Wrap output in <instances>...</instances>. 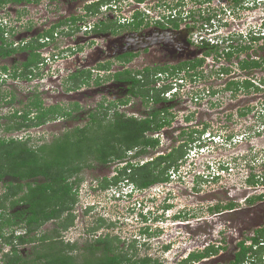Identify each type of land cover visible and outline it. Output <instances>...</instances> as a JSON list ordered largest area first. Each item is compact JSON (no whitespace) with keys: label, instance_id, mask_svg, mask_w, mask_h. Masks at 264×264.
Masks as SVG:
<instances>
[{"label":"rangeland","instance_id":"1","mask_svg":"<svg viewBox=\"0 0 264 264\" xmlns=\"http://www.w3.org/2000/svg\"><path fill=\"white\" fill-rule=\"evenodd\" d=\"M89 3L91 0H43L38 6L30 8V11L9 4L0 7V21L5 24L11 19V26L19 30L9 39L10 42L29 41L43 30H48L61 15H85L84 8ZM113 7L117 10L105 11V7H102L101 14L119 25L123 21H130L136 11L144 12L146 21L151 26L149 31L155 30L154 23L165 14L173 11V14L177 12L185 16L186 11L192 12L188 17L180 18L183 31L173 30L169 34H156V40L148 46H155L152 53L143 52V48H136V51H140L133 63L128 65L132 73L145 68L171 69L183 62L203 59L205 52L211 47L201 44L203 37L210 39L215 36L236 35L238 39L234 40L233 44L237 47L239 42L248 44L249 41L244 35L255 36L264 32V0H246L239 6L229 0H119ZM209 24L212 33L206 31L207 26L210 27ZM29 25L33 26L30 31ZM119 36L121 37L115 42L116 47L112 48L114 53L119 49L126 50L127 43H130L121 39L126 38V32ZM63 37L59 33L50 41V56L59 55L60 59L56 63H50L47 69L44 67L45 76H41L42 81L34 77L29 82L22 78L14 82L10 76L6 81H0V138L26 139L30 136L32 145L38 146L51 142L75 127L85 126L90 112H99L101 103L108 106L109 102L116 103L128 99L130 84L111 78L106 80L108 75L104 72L94 74V80L97 77L101 79L98 83L92 82L77 91H67L66 80L78 67L69 64L73 58L67 60L69 54L66 56V50L62 48H65L67 42ZM117 37L113 36V41ZM79 38L84 40L82 32ZM187 41L193 42V45L188 47ZM20 45L24 46L21 42ZM258 46H264V40L254 45V49L257 50ZM223 49V46L219 47L221 52ZM44 53V57L47 56L46 52ZM89 54L91 57H88V62L91 64L87 65L88 67L99 64L104 59L99 51L93 50ZM239 55L242 58L245 56L242 53ZM25 56V52L18 51L11 57L0 60V78L7 77L2 76V67L10 69L14 64L19 66ZM215 56V52L211 53L208 60L204 59L203 65L194 71L201 72L199 76L196 75L197 78L191 80L188 77L184 79L183 84L176 86L177 97L174 101L153 106L152 103L145 105L141 99L133 98L128 104L117 107L119 112L139 118L146 116L151 110L170 107L174 117L172 126L162 131L160 147L148 154L147 159L178 147L179 135L184 128L186 131L191 127L202 131L208 125V131L200 137L203 145L206 144L203 150L195 151L179 171L173 174L172 181L167 185H155L144 191L137 190L122 200L117 195L113 196L114 192L110 190L86 194V191L91 193L90 188L94 190L91 186H98L104 178L114 176L121 165L119 162L102 165L92 160L90 167L84 168L80 173L83 178L79 186L81 203L76 207L75 225L63 232L66 241L78 242L79 246L83 247L93 241L95 236H117L123 242L121 247L126 252L133 254L137 250L139 258L150 256L164 264H182L192 253L203 252L215 245L220 247L218 255L191 264L232 262L239 249L238 229L245 224L249 225L246 220L250 219L252 207L256 209V215L264 221V203L259 207L262 203L249 202L254 197L253 193H257L255 189L259 188L264 192V93H255L253 89L244 88L236 95L225 91L229 81L242 79L244 75L237 65V55H234L231 61L223 57L216 60ZM86 63H83L84 67ZM121 68L120 64L113 62V74L124 70ZM223 68L230 71L222 73ZM257 72L256 81L264 77V71ZM179 73L181 77L185 70ZM161 85V81L156 84L158 87ZM213 91L217 93L212 94ZM199 95L202 97L201 102L196 100ZM13 96L15 101L8 104ZM36 96L42 99L45 107L59 105L65 110H70L74 103H78L81 109L73 111L70 118L52 120L39 127L5 131L8 116L14 111L25 109ZM242 112L247 114L243 116ZM191 115L192 120L188 121L187 118ZM209 133L216 136L217 140L207 139ZM253 176L257 180L256 184H250ZM3 190L0 183V192ZM229 204L234 205L233 209H226L225 206ZM90 206L94 208L86 213ZM239 210L243 212L239 213ZM100 218L106 220V225L97 233L90 232V228L95 227ZM241 219L242 223L237 222ZM54 227L55 223L49 222L42 227L40 233L49 232ZM145 230H148V233ZM254 230L257 228H242V241L248 243ZM133 244L135 249L131 247ZM9 249V246L0 242V264L3 251L7 252ZM20 251L27 255L33 251V247L26 245L20 248Z\"/></svg>","mask_w":264,"mask_h":264},{"label":"trees","instance_id":"2","mask_svg":"<svg viewBox=\"0 0 264 264\" xmlns=\"http://www.w3.org/2000/svg\"><path fill=\"white\" fill-rule=\"evenodd\" d=\"M40 1L0 0V7L12 3H39ZM118 1L96 0L92 5L87 4L84 9L87 15H94L99 13L102 7ZM229 1L239 6L246 0ZM112 7L113 5L109 8L114 9ZM141 16L142 12H135L134 17L138 23L133 24L134 29H139L144 21ZM169 16L167 22H163L161 26L165 27L168 24L179 28L181 19ZM165 17L167 16L164 15L162 19ZM207 20L209 22L210 18ZM58 27L60 26L46 31L43 44H40L39 40H34V44H30V47L33 46L31 49L48 46L46 42L51 41L49 38L54 39V32L58 30ZM117 30L115 27L114 31ZM12 34L13 29L0 22V57L2 58H8L19 51L14 47V42L11 43L8 38ZM244 36L249 41L248 44L239 42L236 47L233 41L238 38L232 36L224 40L226 45L224 52L221 53L218 46H211L205 53L210 56L215 52L216 60L224 57L227 61H231L234 55H237V63L244 76L252 74L254 70H264V58H253L251 53L254 45L264 40V33L259 36L248 34ZM210 45L209 42H203V46ZM22 49L28 51V44L22 46ZM240 53L245 54L244 58L239 55ZM39 56L40 53L39 55L34 53L33 59L25 63L21 71L13 70L14 77L30 79V74H34L30 69L32 64L37 65L42 61V57ZM134 57L135 55L130 53L123 55L121 59L130 62ZM203 63L204 59H201L183 62L171 69L146 68L136 73L126 70L115 74V80L130 84L128 99L116 103L110 102L108 106L101 103L99 112H90L85 126L68 130L51 142L35 146L32 145L30 136L26 139L0 138V183L4 188L3 192H0V242L10 247L7 252L3 251L1 264H164L161 260L150 256L139 258L137 250L133 254L126 252L121 247L123 242L117 236H95L93 241L80 247L78 242L66 241L63 232L68 231L76 223V207L80 202L79 186L83 182L80 175L82 170L90 167L92 160L102 165H109L113 162H125L131 151H136L135 157L152 153L161 145V139L155 135L172 126L174 119L170 107L151 110L142 118L119 112L117 107L128 104L133 98L141 99L145 105L169 103L164 96L173 89L172 84H167L169 80L180 78L179 71L182 70H185L183 78L189 77L194 80L201 73H194V71ZM109 67L107 65L101 68L104 70ZM2 69L5 72L9 70L6 66ZM221 71L228 73L230 70L223 68ZM140 75L141 78H139ZM163 78H166L164 80L166 82L159 87L156 86ZM92 81L96 83L99 79L94 80L91 72L80 71L71 74L66 80V90H80L91 85ZM243 88L246 90L255 88L257 91L261 89L251 79L246 78L229 81L224 90L236 95L240 90H244ZM216 93L217 91L212 92V94ZM80 109L78 103H74L70 110H65L59 105L45 107L42 99L36 96L31 101L28 111L21 115L16 112L8 116L9 121L5 125V131L35 128L52 120L70 118L73 116V111ZM246 114V112L241 113L243 116ZM187 120L189 121L190 118ZM204 128L202 131L194 128L186 131L184 128L179 135L178 147H173L165 155L154 157L152 161L144 165L129 162L126 167L117 169L114 177L104 178L100 182V189L105 191L118 186L125 180L133 183L140 190L169 183L173 174L178 172L185 163L192 146L201 142L200 137L208 131L209 126L206 125ZM255 179L253 176L250 184H256ZM225 207L233 209L234 205L229 204ZM49 222L55 223V227L44 234L40 233L42 227ZM104 225L106 220L100 218L97 225L89 231L97 233ZM146 231L148 233V230ZM258 235L264 237V231H259ZM26 245L33 247V251L27 255L20 251V248ZM131 247L135 249L134 244ZM240 247L241 252L236 254V259L231 264H243L253 248L245 246L244 243L240 244ZM218 252L217 248L211 246L203 252L192 253L182 264L200 261Z\"/></svg>","mask_w":264,"mask_h":264},{"label":"flooded vegetation","instance_id":"3","mask_svg":"<svg viewBox=\"0 0 264 264\" xmlns=\"http://www.w3.org/2000/svg\"><path fill=\"white\" fill-rule=\"evenodd\" d=\"M42 1L43 0H41L39 3H22V4L12 3V4H13V6H17V7L21 6L22 10L26 9V10L30 11V8H32L33 6H38ZM51 1H55V0H51ZM95 1L96 0H91V3H89V4L92 5V3H94ZM109 4L110 5H106L108 7H106V6H104L105 8L103 7L104 10L105 9L106 10H108V9L109 10H113V9L109 8V7H111L113 5V2L109 3ZM85 6H87V5H85ZM112 8H114V7H112ZM114 9L117 10V8H114ZM174 11H176V10H174ZM172 12H170V13H172ZM85 13L86 14L83 15V16H76L75 14H73L71 16L61 15L60 17L57 18V22H54L48 30H50L51 28H53L55 26H60V27L57 28L58 30H56L54 32V36H58L59 33H61V35L64 36L63 38L66 39V42H67L66 46H65V48L62 47L63 50H66V54L65 53H62V54L63 55L65 54L66 56H67V54H69L67 60H70V59L73 58L71 60V62H69V64L76 65L78 67V69H75V71L72 74L80 72V71H82V72L83 71H88V72L92 73V78L94 76H96L94 74L97 73V75H98L99 73L104 72L105 74L108 75L105 78L106 80H109L110 78L115 80L114 79L115 74H117L119 72H125L126 70L130 71V69L128 68V65L133 63V60L130 61V62L122 61L121 58L123 57V55L131 53V54H134L135 57H136V55H138V52L140 51V50L136 51V48H143L144 49L143 52L152 53L155 50V46L154 47L151 46L152 48H148V46L151 45L156 40V38H157L156 34H158V33H160V34H169V32L173 31V30H175V31H179V30L183 31V29L181 27L174 28V27H172L171 25H168V24L165 25V27H162L161 24L163 22L166 23L167 20L169 19V17H166L164 19H162L160 17V19L154 23L155 30L151 29L152 31H149L148 28H151V26L146 21V18L144 16L146 14H144V12H142V16H141V18H143L144 21H142V24L140 25L139 29H136V28L134 29L133 28V26H134L133 24H137L138 23V22L136 23L135 17L130 19V21L126 20L125 23L123 21L119 25H117V24H114L115 23L114 20L107 19L106 17H104L101 14L102 13L101 10H100L99 13H96L94 15H87L86 11H85ZM190 13H192V12L186 11L185 16L188 17ZM173 15L174 16L172 18H174V17L178 18V16H179V18H184L185 17L183 13L173 14ZM172 18H170V19H172ZM11 21L12 20L10 19V20H8V22H5V24H4L7 27L9 26V27H11L13 29V34L8 37L9 39H12V36L14 34H17V32H19L17 27L11 26V24H12ZM159 21L161 22L160 24L158 23ZM129 25H130V29H128ZM32 27H33L32 25L31 26L29 25V31H30V29H32ZM115 27H117V29H118L116 32L114 31ZM48 30H43L41 33H38L37 35L31 37V39H29V41H26V40H24V41L21 40L20 41L24 45L28 44V51H25V50L22 49L23 45H20V42L19 43L18 42H14L13 43L14 47L19 49V52H21V53L25 52L26 53V56H25L24 60L21 62V64H19V66L14 64L13 68H10L8 70L9 73L7 72V74H9V76L11 77V79H13L14 82L16 80H18L19 78L14 77L13 70L20 69V71H21L22 70L21 68L23 67V65L25 63H28L30 59H33L34 53H35V55H39V53H40V56L42 57V61L40 62V64H37V65L32 64V67L30 69H31V71L34 74H30V76H29L30 79H28L27 82L31 81L34 77H36L37 79L39 78V80L42 81L41 76H45V73L43 72L44 67L47 69L49 67L50 63H52V64L56 63L60 59L59 55H54V57L50 56L51 54L49 52V48H51V46H49V45H51V44H50L49 41L46 42V44H48V46L41 47L40 49L36 48L34 50V49H31V47H33V46L30 47V44L31 45H32V43L34 44V40H37V41L39 40L38 42H40V44L41 43L43 44V39H45L44 35L46 34V31H48ZM80 32H82V35L84 36V40L83 41L80 40V38H79ZM122 32H126V38H124V37L121 38L123 40V42L130 41V43L126 42L127 45H128L126 50L119 51L120 50L119 49V50H116V52L114 53L112 48L116 47L115 46V42H117L118 38L121 37V36H119V34H121ZM113 36H118V37H117L116 40L113 41ZM50 39L51 38H49V40ZM119 41H120V39H119ZM187 43H188V47L193 45V42H188L187 41ZM87 48H89L88 51H87ZM93 50L95 52L99 51L100 53H102L101 55L103 56L104 59H102V61L99 62V64H94V66L88 67L87 65L91 64V62H88V57L90 56L89 53H92ZM224 50H225V47L223 49V52H224ZM256 51H257L258 54L256 53ZM263 51H264V46H258L257 50L253 49L251 51L252 57L256 58V59H263L264 58V54L261 55V53H264ZM44 52H46V54H47V56H45V57H44V54H45ZM135 57L133 59H135ZM105 58H106V60H105ZM5 59L6 58L0 57V60H5ZM74 62H76V64H74ZM84 62H87L85 67L83 65ZM113 62H117V64H120L122 66L121 69H124V70L123 71H118V72L113 74ZM107 65L110 66L109 69H104L103 70L101 68L102 66H107ZM237 65H239V64L237 63ZM260 71L262 72L264 70H260ZM257 73H258L257 70H254L252 72V74L245 75L242 79L244 80L246 78H249L257 86H260V88H261L260 91H257V90H255V88H252L253 92H255V93H258V92L259 93H264V92H262L264 90V86H262V85H264V77L262 76L261 78L258 79V81H256L255 79L258 77L256 75ZM139 77H141V75ZM97 78L99 80H101L99 77H97ZM97 78H95V79H97ZM115 81H117V80H115ZM160 81H162V79ZM92 82L95 83L94 81H92ZM117 82H119V81H117ZM120 83H123V82H120ZM14 101H15V97L13 96L10 99L9 102H7V101L6 102L8 104H12ZM30 104H31V102L22 111H17L18 114L21 115L25 111H28ZM109 104H110V102H109ZM147 114H148V112H147ZM147 114H146V116H147ZM143 117H145V116H143ZM192 117H193L192 115L189 116L190 121L192 120ZM192 128L193 127H191V129ZM255 191H257V193H253L254 197H252L249 202L255 203L256 201H258L259 203H262V204L259 205V207H261V206H263V203H264V192H261L259 188L255 189ZM254 209L255 208L252 207V211H251V214H250V219L246 220V221H249V225L248 226H246V224H245L244 226L240 227L237 224V228L240 227L238 229V237H239V238H237L238 239V244L240 242H242V239L244 238V235L241 232L242 228H246V229L257 228V230H254V232L251 235V237L254 238L255 241L262 240V243L264 242V237L263 236L259 237V235H258L259 231H264V225H262V224H264V221L262 220L261 217L256 215V213H255L256 209L255 210ZM242 212H243L242 210H239V213H242ZM239 217L242 218L241 216H239ZM246 221H244V223H247ZM237 222L242 223L243 221L241 219V221H237ZM252 241H254V240H252Z\"/></svg>","mask_w":264,"mask_h":264},{"label":"clouds","instance_id":"4","mask_svg":"<svg viewBox=\"0 0 264 264\" xmlns=\"http://www.w3.org/2000/svg\"><path fill=\"white\" fill-rule=\"evenodd\" d=\"M175 14H178L177 12H175ZM169 15H171L172 17L174 16L173 15V13H169L168 15H166L165 14V16H167V17H170ZM166 18V17H165ZM175 18V17H174ZM210 25V27H208L207 26V28H206V31L207 32H209V33H212V28H211V24H209ZM211 31V32H210ZM264 32H260L259 34H257V35H255V36H259V35H262ZM206 35V34H205ZM232 36H236V35H228V36H224V37H219V36H215L213 39L216 41V43H212V41H211V39H208V38H205V37H203L202 39H201V44H203V42L205 41V42H209L211 45L210 46H223V47H225L226 45H225V43H224V40L226 39V38H229V37H232ZM238 37V36H237ZM241 37V36H240ZM246 38V37H245ZM51 40V39H50ZM211 56V55H210ZM210 56H205V57H203V59H205L206 61L208 60V58L210 57ZM215 59H216V57H215ZM3 71V70H2ZM4 73L2 74V76H4V75H6L7 77L6 78H0V81L2 82V81H6V79H8V76H9V74H7V72H5V71H3ZM9 73V72H8ZM183 76L184 75H182V78L180 77V78H178V79H170L169 80V82L167 83V84H172V86L174 87H176V86H178V84H183L184 83V79L185 78H183ZM0 77H1V73H0ZM166 78H163L162 79V84H164L166 81H164ZM0 82V83H1ZM172 87V88H173ZM174 89V88H173ZM172 89V90H173ZM172 90L171 91H168L164 96L168 99V101H169V103L171 102V101H174L175 100V98L177 97V91L175 92V93H171L172 92ZM201 99H202V97H201ZM201 102V101H200ZM17 111H14L12 114H14V113H16ZM11 114V115H12ZM133 116V115H132ZM143 117V116H142ZM142 117H140V118H142ZM136 118H139V117H136ZM166 129V128H165ZM161 133L162 132H159V133H157L156 135H155V137H158L159 136V138L161 139ZM203 135H205V134H203ZM202 135V136H203ZM213 134L212 133H209V137H207V139H210V138H213V141H216L217 140V137L216 136H212ZM201 141V140H200ZM201 144V146H199ZM206 146V144H204L203 145V143L202 142H198V144H194L193 146H192V148L189 150V153H188V155H187V157H186V160L188 159V158H191V156H192V154L195 152V151H197V150H203V148ZM166 153H162V154H160V155H165ZM136 156V151H131V152H129L128 153V158L125 160V162H120L119 161V164H121L120 165V167H118L117 169L118 170H120V169H122V168H124V167H126L127 166V164L129 163V162H132V163H134V164H140V165H144V164H146V163H148V162H150V161H152L153 159H154V157H151L150 159H147V155L146 156H138V157H135ZM157 156H159V155H157ZM156 157V156H155ZM144 158H146V159H144ZM129 159H131V160H129ZM186 160H185V162H186ZM116 174H117V172H116ZM115 174V175H116ZM114 175V176H115ZM114 176H112V177H114ZM111 177V178H112ZM172 181V180H171ZM170 181V182H171ZM169 182V183H170ZM168 183H164V184H158V185H162V186H164V185H167ZM99 185H100V183H99ZM99 185L98 186H91V187H93L94 188V190H91V188H90V191H91V193L90 192H88V191H86V194H90V195H92V192L94 193V192H98V191H103L102 189H100V187H99ZM155 186V185H154ZM157 186V185H156ZM153 187V186H152ZM151 188V187H150ZM150 188H148V189H150ZM80 189V188H79ZM113 191L114 193L112 194L113 196H115V195H117V197L119 198V199H123V198H127L128 196H131V195H133L134 193H135V191H144V190H146V189H143V190H140V189H138L133 183H131V182H129L128 180H125V181H123V182H121L118 186H113V187H111V188H109V189H107V190H105V191ZM80 191V190H79ZM83 195V194H82ZM81 203V198H80V202L78 203V205ZM77 205V206H78ZM94 208V206H90V208L87 210V211H91V209H93ZM146 231V230H145ZM65 239V238H64ZM66 240V239H65ZM250 241L248 242V243H246V242H244V241H242V242H240L238 245V252L237 253H240L241 252V247H240V244H245V246H247V247H249V248H251V247H253L252 248V251L248 254V257H247V260L243 263V264H264V242L262 243V240H258V241H255V239L254 238H252V237H250V239H249ZM252 240H254V241H252ZM211 247V246H210ZM210 247H208V248H210ZM212 247H215V248H217L218 250H219V252H220V247H217V246H215V245H213ZM207 248V249H208ZM205 251V250H204ZM219 252L218 253H215V254H213V255H218L219 254ZM236 253V254H237ZM260 253H261V255H260ZM236 254H235V256H234V258H233V260H232V262L233 261H235V259H236ZM213 255H211V256H213ZM260 255V256H259ZM190 256V255H189ZM188 256V257H189ZM211 256H209V257H211ZM188 257L187 258H185L184 260H187L188 259ZM208 258V257H207ZM184 260L182 261V263L184 262ZM203 260V259H202ZM201 261V260H200ZM195 262V261H194ZM194 262H191V263H194ZM231 262V263H232ZM191 263H187V264H191ZM230 263V264H231Z\"/></svg>","mask_w":264,"mask_h":264},{"label":"built area","instance_id":"5","mask_svg":"<svg viewBox=\"0 0 264 264\" xmlns=\"http://www.w3.org/2000/svg\"><path fill=\"white\" fill-rule=\"evenodd\" d=\"M211 39V41H212V43H216V41L213 39V38H210ZM177 91V89H176V87L172 90V92L171 93H175ZM199 98V99H198ZM198 98H196V100L197 101H201L200 99H201V97L199 96Z\"/></svg>","mask_w":264,"mask_h":264},{"label":"water","instance_id":"6","mask_svg":"<svg viewBox=\"0 0 264 264\" xmlns=\"http://www.w3.org/2000/svg\"><path fill=\"white\" fill-rule=\"evenodd\" d=\"M176 32H178V31H176Z\"/></svg>","mask_w":264,"mask_h":264}]
</instances>
